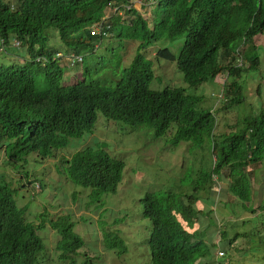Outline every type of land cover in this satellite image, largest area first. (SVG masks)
<instances>
[{"label": "trees", "instance_id": "1", "mask_svg": "<svg viewBox=\"0 0 264 264\" xmlns=\"http://www.w3.org/2000/svg\"><path fill=\"white\" fill-rule=\"evenodd\" d=\"M123 1L15 0L11 5L0 0V51L11 41L29 56L21 64L0 63V158L17 162L32 153L48 162L70 138L92 132L97 112L132 126L146 125L172 146L191 142V148H203L207 138L210 169H199L193 179L182 177L179 186L183 191L176 185L146 193L141 199L142 215L149 222L146 242L150 264H200L213 256V260L222 258L224 255L213 253L216 243L205 240L207 227L205 234L196 231L200 216L210 213L196 210L194 205L220 173L229 180L232 197L240 199L244 207L251 200V178L264 159V112L237 119L227 131L215 133L214 129L219 110L229 111L246 100L244 85L237 78L260 65L255 39L264 32V0H152L147 14L132 5L125 18L111 15L106 22L111 41L136 43L130 63L121 67L120 55L113 52L118 56L115 62L111 57L103 64L91 61L82 75L64 83L63 69L55 58L59 49L50 48L49 39L56 34L66 52L81 54L87 62L86 58L98 55L96 44L103 38L90 35L88 27L103 16L111 2ZM183 34L177 56L161 46L148 56L159 40ZM159 59L174 61L191 87L214 82L220 74L231 78L218 99L222 100L220 107H204V96L187 94L181 87L151 89L153 66ZM106 64L111 73L119 69L111 83L101 80ZM63 155L58 173L73 184L89 187L92 204L100 202L103 194L116 191L124 168L122 159L99 145L82 147L69 157ZM13 180L20 183V179ZM28 180L32 189L40 185L34 177ZM16 191L12 181L0 178V264H41L39 254L44 245L38 231L44 223L26 218L29 206L17 205ZM257 209L249 208L253 212ZM42 215L40 212L34 220ZM48 224L57 234L54 246L60 258L77 264L83 240L74 231L70 215H53ZM101 234L107 248L126 251L116 231L107 229ZM220 234L226 238L223 228ZM234 239H228V247ZM231 259L225 257L221 264H237Z\"/></svg>", "mask_w": 264, "mask_h": 264}, {"label": "rangeland", "instance_id": "2", "mask_svg": "<svg viewBox=\"0 0 264 264\" xmlns=\"http://www.w3.org/2000/svg\"><path fill=\"white\" fill-rule=\"evenodd\" d=\"M7 1L13 5L15 0ZM141 1L111 2L103 16L88 27L90 35L103 38L96 44L98 55L86 58L87 62H83L84 57L81 54L66 52V47L62 46L57 35L50 31L53 37L49 39L48 44L54 50L59 49L55 58L63 69L64 83H70L76 75H82L87 64L91 65L92 62L103 64L110 57L115 62L114 58L118 56H113V52L120 55L121 67L130 63L135 54L136 43L128 40L111 41L110 25L106 22L111 15L125 18L126 11L134 2L138 10L147 14L152 0H143L144 5L140 4ZM101 23H105V26L102 27ZM95 28L97 31L92 33ZM184 37L183 34L176 38L159 40L148 50V56H153L154 49L158 46L170 49L177 56ZM16 44L13 46L10 41L9 44H5V49L0 51V63L3 66L11 63L21 64L28 59L26 51L16 47ZM255 45L260 60L258 69L243 72L237 78L244 85L246 100L229 111L219 110L215 133L227 131L229 124L241 121L246 115L256 116L258 112H264V32L257 36ZM247 64L244 62V65ZM109 69L110 65L106 64L103 68L106 74L101 77L106 83H111L118 77L119 69L115 73H111ZM153 69L154 78L149 84L151 89L162 90L165 86L181 87L187 94L204 96L203 106L212 109L220 107L222 100L218 99L223 96L224 85L226 81L232 80L225 74H220L214 82L191 87L183 81L182 73L176 68L174 61L159 59L154 63ZM93 76L96 77V74ZM206 140L203 148H191L193 147L191 142H181L177 146H172L166 143L164 136H156L154 130L146 125L132 126L122 121L106 119L97 112L92 132L85 133L80 138H70L67 146L56 151L48 158V162L41 161V158H36L32 153L17 162H10L6 158L3 162L0 158V178L14 183L17 189L16 203L19 207L25 203L29 206L26 218L37 223L38 219H41L44 223L42 230L38 231L44 245L39 254L41 264H68L60 258L59 251L55 249L57 234L48 224L49 217L42 215L34 220L44 210L48 215L54 213L70 215L71 221L74 222V231L83 240V245L76 256L77 264L84 261L87 264H150L146 242L149 222L142 215L141 199L148 192H157L176 185L183 191V187L179 186L182 177L186 180L193 179L196 178L199 169H210L212 157L207 149L208 139ZM98 145L109 155L122 159L124 168L116 191L113 194H103L100 202L92 204L88 198L89 187L73 184L58 173V168L64 153L63 156L69 157L82 147ZM23 174L28 177L24 178L21 176ZM31 176L40 184L33 186L34 189L28 182V179H33ZM13 179H20V183ZM213 179L215 184L210 185V189L204 191L198 203L194 205L196 210L202 209L210 215L200 216L195 227L196 231H201L202 234H205L207 227L205 240L216 243L212 246L216 248L214 255L224 256L215 260L213 256L209 262L205 260L200 264H221L225 257H231L237 264H264V159L258 164L256 174L251 178V200L246 207L240 199L236 200L231 196L228 190L229 180L225 175L220 173ZM72 194H75V199L72 198ZM257 207L259 209L256 212L249 210ZM222 228L226 238L220 234ZM107 229L118 233L126 246L125 252L118 253L116 248L110 249L104 245L101 233ZM230 238L234 239L231 248L228 247ZM219 241L221 242L218 243Z\"/></svg>", "mask_w": 264, "mask_h": 264}, {"label": "clouds", "instance_id": "3", "mask_svg": "<svg viewBox=\"0 0 264 264\" xmlns=\"http://www.w3.org/2000/svg\"><path fill=\"white\" fill-rule=\"evenodd\" d=\"M143 3V0L140 2V4H142ZM133 6H135V2H134V4H133ZM104 23H101L100 25L102 26ZM57 213H54V214H52V215H48L47 214V212H46V210H44V212H43V215H45V217H51V216H53V215H56Z\"/></svg>", "mask_w": 264, "mask_h": 264}, {"label": "built area", "instance_id": "4", "mask_svg": "<svg viewBox=\"0 0 264 264\" xmlns=\"http://www.w3.org/2000/svg\"><path fill=\"white\" fill-rule=\"evenodd\" d=\"M100 27V26H99ZM97 30H96V28L92 31V33H95Z\"/></svg>", "mask_w": 264, "mask_h": 264}, {"label": "water", "instance_id": "5", "mask_svg": "<svg viewBox=\"0 0 264 264\" xmlns=\"http://www.w3.org/2000/svg\"><path fill=\"white\" fill-rule=\"evenodd\" d=\"M102 146H104V143L102 144Z\"/></svg>", "mask_w": 264, "mask_h": 264}]
</instances>
